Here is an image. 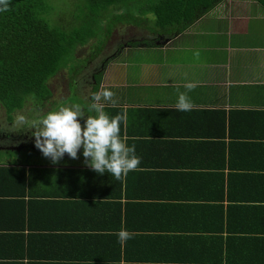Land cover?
<instances>
[{
	"label": "crops",
	"instance_id": "0c3cea01",
	"mask_svg": "<svg viewBox=\"0 0 264 264\" xmlns=\"http://www.w3.org/2000/svg\"><path fill=\"white\" fill-rule=\"evenodd\" d=\"M256 3L244 5L245 14L241 5L220 4L166 44L114 53L98 89L83 87L91 93L82 126L96 115L88 111L93 93L116 94V105L106 103L104 111L126 116L121 137L141 160L126 179L91 170L82 148L78 159L65 154L58 164L43 155L37 160L35 149L8 148L35 157L0 160L24 166L28 182L24 198L0 196V264L264 258V11L257 16ZM189 82L198 85L187 92L194 107L177 111ZM56 168L76 169L77 192L76 178ZM121 228L134 233L123 246Z\"/></svg>",
	"mask_w": 264,
	"mask_h": 264
},
{
	"label": "trees",
	"instance_id": "16d2710c",
	"mask_svg": "<svg viewBox=\"0 0 264 264\" xmlns=\"http://www.w3.org/2000/svg\"><path fill=\"white\" fill-rule=\"evenodd\" d=\"M81 1V13H72L70 17L58 14L53 0H11L9 10L0 12V107L5 108L8 122L14 120L15 112L28 111L26 109L28 101H32L33 105L36 104L35 102L44 104V101H50L53 96L51 80L58 76L62 67L69 65V59L77 55L81 45L85 46L90 40L92 43L96 40L98 33L96 20L101 17L105 9L130 6L135 2V0ZM226 1L148 0L139 7L140 16L126 14L131 25L128 24L124 28L131 29V26H134L150 31L155 38L142 39L141 37L140 40L147 42V45L149 43V46H154L183 32L218 5H226ZM257 2L264 7V0H257ZM149 13L153 14L154 18L145 16ZM51 18H57V20L53 21ZM114 29H109L101 54L96 57L103 55V51L107 49ZM138 41L133 40L135 45ZM127 43H129L128 40L118 43L114 53L121 51L125 45H128ZM90 49L91 47L86 48V55ZM111 58L110 55L101 63L97 62L91 70V78H88L90 84H87L95 87L94 90H97L101 84L108 59ZM81 73L82 71L75 73L78 79ZM31 97L38 100L34 101ZM12 131L7 128L0 129V133L3 134L0 136V145L10 148L19 145L27 150L35 149L36 152L41 153L35 147L34 137L22 140L19 134L13 135ZM30 133L29 131L28 134L31 135ZM56 171L63 173L71 181L76 178L75 183L78 180L75 168H56ZM26 177V168L22 165L0 166L1 198H5L4 201H13L10 200L11 197L14 200L24 198L28 185ZM2 180H8V186L3 184ZM10 185L13 186V190ZM78 188L77 183L75 187L71 186V190L75 192ZM7 213L9 214L10 210ZM261 252L264 253V250ZM249 261L251 264H264V258L254 260L251 258Z\"/></svg>",
	"mask_w": 264,
	"mask_h": 264
},
{
	"label": "clouds",
	"instance_id": "9594fccd",
	"mask_svg": "<svg viewBox=\"0 0 264 264\" xmlns=\"http://www.w3.org/2000/svg\"><path fill=\"white\" fill-rule=\"evenodd\" d=\"M10 5L11 0H0V12L8 11ZM197 86L194 82L184 84L187 91L179 93L175 104L177 111L188 112L193 109L187 92ZM115 95L106 88L93 93L88 111H95L96 115H87L83 126L80 118L85 117L86 113L80 104H74L70 107L61 106L43 115L37 112L33 119L17 113L10 129L15 132L27 128L35 137V147L52 164H58L65 154L78 159V152L82 148L86 166L100 175L107 172L122 181L130 172L139 170L141 160L135 154V146L130 147L126 143L128 137H121V123L126 121V116L118 114L109 117L104 111L106 103L116 105ZM116 235L123 246L133 238L134 233L121 228Z\"/></svg>",
	"mask_w": 264,
	"mask_h": 264
},
{
	"label": "rangeland",
	"instance_id": "374dc122",
	"mask_svg": "<svg viewBox=\"0 0 264 264\" xmlns=\"http://www.w3.org/2000/svg\"><path fill=\"white\" fill-rule=\"evenodd\" d=\"M146 1L148 0H135V2L132 3L130 6H122L119 8L110 7L109 9H105L102 12L101 17L98 20H96V29L98 32L95 38L96 40L93 43H92V40H90L87 43L88 46L81 45L77 50V53H76L77 55L69 59V65L67 66L66 64L64 67H62L60 69L58 76L54 77L51 80V88L53 90V96L51 97L50 101H44V104L41 102H35L36 104L34 105L32 101H28L27 106H26V109L28 111L24 113V111L20 110V111L15 112V115L17 113H20V114L25 115L29 119H33L35 118L37 112L43 115L49 111L58 110L59 107L61 106L70 107L74 104H80L81 107L84 106L88 102V100H90L89 97L91 93L90 92L91 87L88 90L89 94H85L87 93L86 89L88 88H83V87H86V85L89 86L87 84L89 83L88 78L89 77L91 78V70L96 66L97 62L101 63L102 61H104L106 57H110V55L112 56V54L116 52L118 48V43L122 41L123 42L126 40L129 41V43H127L128 45H125L122 50L139 51V50H134V46L135 48H137L138 46H140L139 45L140 43L147 44V42H145L144 40H140L141 37L142 39L143 38L144 39L155 38L154 35L151 34L150 31L148 30L136 28L134 26H131L132 27L131 29L124 28V26H127L128 24L131 25V21L126 18L127 16L126 14L132 13V14H136L140 16L141 12L139 10V7L142 6ZM256 2L257 0H227L225 3L229 4L230 7H231V4L236 5V6L241 5V8H240L241 14H245L244 5L254 4ZM53 3L56 7L57 13L60 14L61 16L70 17L72 13H76V12L81 13V6H80L82 5L81 0H53ZM263 11H264V8L259 5L256 10L257 16H259L260 15L259 13H262ZM232 12L233 10L229 9L228 13H232ZM124 13L125 15H121ZM241 14H236V16H241ZM145 16L151 19L154 18V15L150 13ZM53 17H56V16H53ZM51 19L53 21L57 20V18H51ZM256 22L258 26L262 25L261 21H256ZM199 26H202V25H199ZM117 27H121V28H117ZM110 28H115V29L113 31L112 37L109 40L108 47L107 49L105 48V50L103 51V55H101L100 57H96L98 54H101L102 47L107 39V33ZM134 39L139 40L137 45L134 44L133 42ZM169 40L170 39L165 40V42L163 43L166 44ZM90 43H92V45H89ZM90 47L91 49L89 50L88 55H86V51H87L86 48H90ZM83 55H86V56L83 57ZM147 55L148 53L139 54V55L136 54L135 57L142 59L143 57H146ZM200 55H201L200 57L204 56L203 52ZM95 57H96L95 60L89 62L92 58H95ZM80 71H82V73L78 79L77 74L80 73ZM31 98L34 101L38 100V99H34V97H31ZM12 123H13V120L10 122L7 121L5 108L0 107V129L7 128L8 130H11L10 126ZM28 132L29 131L27 128H24L22 130H18L15 132L12 131L13 135L19 134L22 140L28 137H32L33 139V136L29 135ZM0 136H3L2 132L0 133ZM13 147L14 146H11V148ZM27 153L25 151L18 152V151L9 150L7 147L6 149H3V147H0V157H1L0 160L7 159L6 161H11V162H16V161L26 162V160L28 159L29 160L28 163H30L34 159L35 156L28 155ZM33 153L36 155L35 158L37 160L40 159V155H42V153H38L35 150L33 151Z\"/></svg>",
	"mask_w": 264,
	"mask_h": 264
},
{
	"label": "flooded vegetation",
	"instance_id": "af4514ba",
	"mask_svg": "<svg viewBox=\"0 0 264 264\" xmlns=\"http://www.w3.org/2000/svg\"><path fill=\"white\" fill-rule=\"evenodd\" d=\"M26 139V138H25ZM8 147V146H7ZM24 147V146H23ZM9 148V147H8ZM10 150V149H9Z\"/></svg>",
	"mask_w": 264,
	"mask_h": 264
}]
</instances>
